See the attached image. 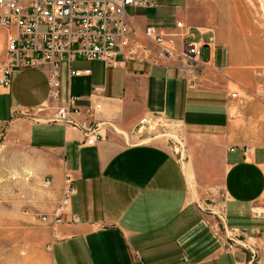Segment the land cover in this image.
I'll return each instance as SVG.
<instances>
[{
	"label": "crops",
	"instance_id": "crops-1",
	"mask_svg": "<svg viewBox=\"0 0 264 264\" xmlns=\"http://www.w3.org/2000/svg\"><path fill=\"white\" fill-rule=\"evenodd\" d=\"M178 1L164 6L176 16L161 26L135 14L148 9L128 13L140 27L210 47L225 69L204 70L190 86L172 67L120 58L60 64V102L73 96L81 110L100 104L92 146L72 128L31 118L47 100L45 72L35 82L39 92L30 81L29 107L0 89V147L13 152V173L50 181L27 204L31 215L44 216L50 264H255L248 250L228 248L232 234L264 248V218L251 214L253 207L264 211V91L248 69L255 62L231 56L232 31L226 38L195 26L176 29L179 17L188 19ZM153 115L178 125L173 146L139 140V121ZM65 176L73 195L54 222Z\"/></svg>",
	"mask_w": 264,
	"mask_h": 264
},
{
	"label": "built area",
	"instance_id": "built-area-1",
	"mask_svg": "<svg viewBox=\"0 0 264 264\" xmlns=\"http://www.w3.org/2000/svg\"><path fill=\"white\" fill-rule=\"evenodd\" d=\"M154 6V0H0V89L9 88L10 77L15 71H44L48 84L47 100L31 118L72 128L81 134L83 144L92 146L100 132L95 120L100 104L81 110L73 96L60 102V64H69L76 59L116 62L120 58L151 67H172L190 86L196 83V75L204 70L221 73L225 69V65L214 63L210 47L189 41L185 35H168L154 25L140 27L128 13V9ZM175 28L184 30L186 26L177 22ZM205 47L206 58L203 56ZM83 73L89 72L69 71V76L77 77ZM231 96L235 97V94ZM51 109L53 111L48 116L40 117ZM157 119L163 120L157 115L142 118L136 128L138 137L152 129ZM49 185V180L43 182L45 189ZM72 195V179L65 176L52 214L54 222L60 221ZM251 214L264 218V211L257 208H253ZM228 242V248L242 244L233 238H228ZM242 247L247 249L245 245ZM250 253L254 259L252 250Z\"/></svg>",
	"mask_w": 264,
	"mask_h": 264
},
{
	"label": "rangeland",
	"instance_id": "rangeland-1",
	"mask_svg": "<svg viewBox=\"0 0 264 264\" xmlns=\"http://www.w3.org/2000/svg\"><path fill=\"white\" fill-rule=\"evenodd\" d=\"M170 1L156 0L154 9L138 10L135 14L152 19L158 26L168 24L176 16L171 10L164 9ZM174 6L188 15L186 20L179 17L174 25L182 22L187 27H200L203 31L211 29L216 34L222 31L226 38L232 31L229 39L234 52L231 56L235 55L238 59L247 57L255 62L248 69L255 74L256 86L264 91V0H179ZM192 34L195 40L198 39L194 30ZM203 56H207L205 50ZM42 74V70L15 71L9 83L11 97L24 107L33 105L30 81L41 82ZM38 86L37 83L35 92H39ZM153 126L143 132L139 140L173 146L174 140H177L178 125L157 119ZM13 157V152L0 147V264H50L46 236L40 229L43 218L31 215L27 205L36 201L45 188L43 184H37L31 173L15 175ZM242 236L232 234L229 237L242 243L237 245L239 248L245 245V250H253L255 264H264V248L258 249Z\"/></svg>",
	"mask_w": 264,
	"mask_h": 264
}]
</instances>
